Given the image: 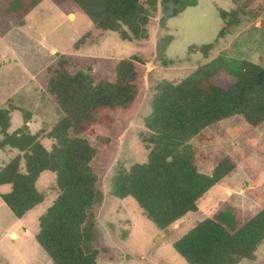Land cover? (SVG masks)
Returning a JSON list of instances; mask_svg holds the SVG:
<instances>
[{
    "label": "trees",
    "instance_id": "1",
    "mask_svg": "<svg viewBox=\"0 0 264 264\" xmlns=\"http://www.w3.org/2000/svg\"><path fill=\"white\" fill-rule=\"evenodd\" d=\"M42 0H11L8 12L23 17ZM160 1V2H159ZM235 3L241 0H233ZM88 15L99 29L116 32L124 40L147 36L149 20L162 9L161 24L195 6L198 0H70ZM236 11L221 10L224 20L239 22ZM24 21H20L23 25ZM75 42L77 47L87 37ZM168 41L171 40L169 35ZM212 44H204L203 50ZM139 57L120 59L116 78L95 81L87 70L71 72L70 57L60 54L46 91L52 95L61 116L51 129L32 133L31 116L24 109L23 123L10 132L11 110L0 108V148L18 150L0 168V185L11 190L1 195L17 217L42 202L46 191L37 189L43 171L56 174L53 188L57 197L40 217L36 240L52 264H98L101 250L96 206L104 201L98 176L91 163L97 149L84 136L100 121L102 113L129 108L138 96ZM234 115L252 126L264 123V66L253 61L219 54L197 67L182 80L162 79L156 84L151 111L144 120L148 135L147 159L129 168L119 166L111 191L118 197L132 196L144 213L161 230L167 229L190 211L218 182L237 168V161L225 152L216 154L210 173L202 172L191 141L205 129ZM52 140L50 149L42 138ZM223 204L213 214L198 221L173 242L175 250L189 264H239L255 260L264 242V207L242 220ZM107 251V248H104Z\"/></svg>",
    "mask_w": 264,
    "mask_h": 264
},
{
    "label": "rangeland",
    "instance_id": "2",
    "mask_svg": "<svg viewBox=\"0 0 264 264\" xmlns=\"http://www.w3.org/2000/svg\"><path fill=\"white\" fill-rule=\"evenodd\" d=\"M10 1L0 0V108L17 107L11 110L10 132L23 123L21 109L31 116L32 133L42 130L44 135L60 118L54 97L46 91L60 54L70 57L71 72L91 67L95 81L115 80V66L122 58L136 54L140 59L135 102L127 109L102 113L84 134L97 149L91 165L104 194L94 210L99 233L95 245L101 250L98 264H189L173 242L198 221L223 204L230 205V213L242 220L264 207V123L254 127L241 115L221 120L192 139L202 172L212 171L219 152L231 155L237 168L198 201L197 211L188 212L167 229L158 228L132 196L118 197L110 186L119 166L129 168L147 159L144 120L157 82H178L221 53L264 66V0H198L165 26L160 22L159 3L147 25V36L139 41L97 28L70 0H42L21 18L7 11ZM221 10L236 11L239 22L224 20ZM204 44L212 46L205 51ZM42 143L48 149L52 146L49 138L43 137ZM17 153L8 146L0 148V168ZM55 178L51 171L40 174L36 186L46 196L23 217L15 216L1 197L11 185H0V264H52L36 234L40 217L57 197ZM258 249V259L239 264H264V242Z\"/></svg>",
    "mask_w": 264,
    "mask_h": 264
},
{
    "label": "crops",
    "instance_id": "3",
    "mask_svg": "<svg viewBox=\"0 0 264 264\" xmlns=\"http://www.w3.org/2000/svg\"><path fill=\"white\" fill-rule=\"evenodd\" d=\"M56 49H53V51H55ZM259 250V249H258ZM256 258L258 259V253H256Z\"/></svg>",
    "mask_w": 264,
    "mask_h": 264
}]
</instances>
